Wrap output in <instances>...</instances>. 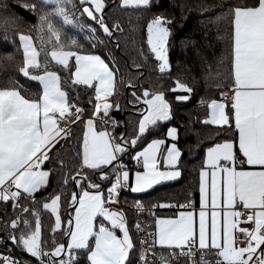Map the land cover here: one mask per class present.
I'll list each match as a JSON object with an SVG mask.
<instances>
[{
    "label": "snow or ice",
    "instance_id": "obj_1",
    "mask_svg": "<svg viewBox=\"0 0 264 264\" xmlns=\"http://www.w3.org/2000/svg\"><path fill=\"white\" fill-rule=\"evenodd\" d=\"M20 6L38 17L28 33L21 29L18 15L7 5L0 6V32L5 40L9 33L18 39L13 53L0 55V64L12 69L7 84L0 85V201H11L12 208L21 211L12 219L6 218L7 209L0 213V231L5 233L0 244L5 239L11 241L37 264H78L81 254L88 264H154L146 253L151 250L155 255L156 247L171 249V255L181 257L198 250L202 264H209L205 254L215 256L211 264H264V0H228L215 17V24H229L230 51L227 73L221 59L219 70L210 78L227 82L215 85L220 99L206 104L210 115L199 122L227 128L233 135L224 133L225 138L206 148L199 170V211L193 202L157 203L150 208L190 210L173 216L152 211L151 222L142 225L137 221L131 227L124 210L111 206L120 203L122 190L143 193L181 177L183 152L177 143L178 128L169 126L166 139L147 137L174 118L168 92L181 93L174 102L186 103L194 90L179 78L167 92L162 85L158 89L144 87L130 79L129 104L139 119L125 122V131L117 132L122 122L110 112L119 111L121 104L107 101L118 93L123 78H118L111 60L96 51L86 54L76 38L66 34L62 38V32L73 25L88 33L86 39L94 49L97 44L106 46L100 33L119 47L113 38L123 34L122 25L109 13L117 8L142 12L153 6V0H78V4L75 0H33ZM85 19L91 23H84ZM172 23L164 15H156L146 24V43L160 75L170 74L172 67ZM138 42L139 32L133 46ZM15 53L21 54L19 60ZM140 54L143 56L142 51ZM53 63L63 69L74 68L71 84L91 90L90 111L81 106L79 94L71 96L60 73L50 70ZM135 67L141 72L138 64ZM16 74L38 82L40 90L26 97L22 93L30 90L19 84ZM224 89L231 90L230 98ZM101 100L105 102L101 104ZM69 120L70 126L65 127ZM69 142L66 155L70 162L58 154L53 157L57 147ZM124 157L134 161V170L124 163ZM49 163L54 167L48 168ZM57 168L63 173L60 186L36 200L37 193L51 186L50 176ZM69 187L71 191L62 190ZM24 199L30 204L20 203ZM37 205L54 215L50 242L44 239ZM62 208L67 210L63 216ZM134 208L144 215L142 201H134ZM242 223L253 226L242 227ZM133 229L145 239L135 240ZM56 235L68 239L60 242ZM161 259L168 264L166 258ZM0 264L26 262L0 252Z\"/></svg>",
    "mask_w": 264,
    "mask_h": 264
},
{
    "label": "trees",
    "instance_id": "obj_2",
    "mask_svg": "<svg viewBox=\"0 0 264 264\" xmlns=\"http://www.w3.org/2000/svg\"><path fill=\"white\" fill-rule=\"evenodd\" d=\"M30 2H33V0H0V6L7 5L19 16L21 21L20 27L25 33H28L29 28L38 22L36 13L20 6ZM75 2L78 4V0H75ZM227 2L228 0H153V6L142 12L134 9L117 8L115 12H110L109 16L113 21H119L122 25L123 34L113 38L119 42V47H117L113 40H110L107 36L100 33L101 38L106 42V46L97 44L94 49L91 43L86 39L88 36L87 32L81 33L73 25H67L63 29L62 38L63 34H66L68 37H74L79 44L83 45L85 53L96 51L101 54L106 61L111 60L112 64L110 66H114L118 69V78H123V84L125 86L123 93L120 94V87L118 93H114L115 103H120L121 109L119 111L113 109L111 113V117L122 122L121 126L116 129L117 132L125 131V122H134L139 119L131 104H129L131 96L129 94L130 90L128 83L130 79H132L133 83L138 81L144 87L151 86L158 89L159 85H162L163 89L167 92L168 89L174 86L173 80L179 78L183 82L188 83L194 90L190 102L186 103L174 102L175 96L181 93L168 92L167 98L173 101L174 118L170 122L162 123L157 130L153 131V133L147 137V140L165 138L169 126L178 128L179 139L177 143L183 152L181 158L182 175L174 181L155 186L154 189L147 190L143 193H132L130 190H123L121 197L124 204L127 205L125 211L130 227L134 225L135 221L132 210L134 201H142L145 206H151L157 203L187 204L192 200L198 203L199 170L205 158L206 148L211 146L214 140L225 138L224 133H227L228 136L233 135V131H229L227 128L220 129L212 125L204 126L199 122L209 115V108L206 104L212 99H220V90H217L215 85L217 83L227 82L226 80L210 78L211 75L219 70L218 62L221 59L224 60L223 71L225 73L228 71L227 61L230 51L229 24L227 21L221 22L218 25L214 23L215 17L220 14L223 10L222 6ZM48 7L51 8L54 7V5L49 4ZM156 15H164L173 21L170 26L172 29L169 51L172 65L170 74L160 75L157 72V62L150 54V50L146 43V24ZM83 22L86 24L91 23V21L87 19ZM137 32H139V42L137 46L134 47V37H136ZM32 34L35 38V33ZM17 46L18 39L15 36L9 33L8 39L5 40L4 33L0 32V55L13 53ZM137 48L142 51L143 56ZM72 50L75 51L76 49L73 48ZM15 55L17 60H19L21 54L15 53ZM144 57H147L146 61ZM73 62L74 60H71L70 63ZM137 64L140 66L142 75L141 72L136 71L135 66ZM50 70L60 73L62 82H67L64 86L70 92L71 96L75 97L79 94L81 106L90 111L91 105L88 103V100L91 95V90L81 85L73 86L71 84V73L74 68L63 69L53 63ZM11 73L12 69L9 66L0 64V85L7 84L8 75ZM15 79L19 81L20 85L30 90L28 93H22L26 97L40 90L41 86L38 82L26 80L19 74L15 75ZM138 90L139 89H137V91ZM224 90L226 91L228 89ZM119 95L120 98H118ZM201 101L205 103L202 104ZM131 127V125H128L129 130H131ZM74 131L79 132V128H75ZM70 148L71 142L64 143L63 146L57 147L56 152L53 153V157H56L58 154L60 157H65L66 163L70 162L66 155ZM124 163L129 166V169H135L134 161L129 157H124ZM47 167L53 168L54 166L49 163ZM62 174V170L57 168L50 176L51 186L47 188V191H40L37 193L36 200H40L42 197L47 196L57 189L60 186L59 181ZM62 190L71 191V187ZM20 203L28 205L30 201L24 199ZM37 207L41 209L44 239L50 242L52 239L51 227L54 226V215L48 210H43L40 205H37ZM5 209H7V219H12L21 215L20 209L14 210L12 208L11 201H0V213H3ZM175 210L174 208H159L156 215L161 212ZM65 211L67 210L62 208V216ZM21 227H23V225H21ZM65 227L67 226L65 225ZM4 235L5 233L0 231V236ZM133 235L134 239L137 240L134 230ZM55 238L60 242L68 239L63 235H56ZM11 244V241L5 239V242L0 244V249H10L11 255L15 257L17 254L15 251L12 252L13 249L10 246ZM22 254L29 257L24 251H22ZM23 261H25L26 264H32L27 260ZM78 264H88L83 254L80 255ZM182 264H188V262L185 261Z\"/></svg>",
    "mask_w": 264,
    "mask_h": 264
},
{
    "label": "built area",
    "instance_id": "obj_3",
    "mask_svg": "<svg viewBox=\"0 0 264 264\" xmlns=\"http://www.w3.org/2000/svg\"><path fill=\"white\" fill-rule=\"evenodd\" d=\"M228 97L230 98L231 95H232V92L231 90L228 91ZM74 111V109H73ZM71 124V121L69 120V123L68 124H65L64 126L65 127H69ZM123 190L120 192V203L119 204H113L111 207H116V208H121L123 210H126L127 209V205L124 204L123 200H122V197H121V194H122ZM173 205H187V204H173ZM174 209H179L178 207H173ZM132 210H133V213H134V218H135V221H134V224L139 221L142 225L145 224V222H151V212L152 211H155V214L158 212L159 208L158 209H151L150 206H145L144 208V215H140L138 214V211L135 210L134 206L132 207ZM237 210L243 212L244 209L242 207H238ZM246 219V217L242 216L241 217V220L244 221ZM242 227H249L251 228L253 225L251 223H242L241 224ZM134 230V229H133ZM135 232V230H134ZM136 233V238H137V241L139 240H143L145 239V236L140 234V233ZM4 251L8 252L11 254V251L9 252L8 249H5ZM173 250L171 249H164L162 250L161 248L159 247H156L155 248V255H152V251L150 250L148 253H146L147 255V258L150 260V261H153L154 264H165V261L161 259V257L163 256L164 258H166L168 264H175V262L178 260L179 261V264H182L183 262L187 261L188 264H202V260H201V253L197 250L195 252L194 255H191V256H179V255H171L170 253L172 252ZM16 258H19V255H15ZM25 258V257H24ZM204 259H206L209 264H211V262L215 259V256L214 255H208V254H205L204 256Z\"/></svg>",
    "mask_w": 264,
    "mask_h": 264
},
{
    "label": "crops",
    "instance_id": "obj_4",
    "mask_svg": "<svg viewBox=\"0 0 264 264\" xmlns=\"http://www.w3.org/2000/svg\"><path fill=\"white\" fill-rule=\"evenodd\" d=\"M87 54V53H86ZM73 60H74V58H73ZM70 62H71V60H70ZM73 72H74V70H73ZM105 101L104 100H101L100 101V103L101 104H103ZM107 102H109V103H111V104H116L115 103V100H114V97H109L108 98V101ZM112 111L113 110H111V112H110V116H111V113H112ZM101 115H103L102 113H101ZM209 115H210V109H209ZM98 130H99V127H98ZM165 139H166V137H165ZM172 141H168V143H171ZM179 147V146H178ZM164 152V146H161V153H163ZM178 179V178H177ZM174 181V180H173ZM171 182V181H170ZM166 183V182H165ZM190 202H193L194 203V205H195V209H196V211L198 212L199 211V208H200V193H199V200H198V203H195V201L194 200H192V201H190ZM188 204V203H187ZM114 209L116 208V207H113ZM121 209V208H120ZM181 210H185V211H187V210H190V209H188V208H184V209H181V208H179V209H176L175 211H166V212H161V213H159V214H157L158 216H173V215H176V214H178L179 213V211H181ZM124 212L126 213V211L124 210ZM127 214V213H126ZM118 235H119V232H118ZM160 248V247H159ZM161 249H166V248H161ZM0 252H5V253H7V254H10V253H8V252H6V251H4V250H2V249H0ZM11 255V254H10ZM13 257H14V255H12ZM16 257V256H15ZM33 263H35V264H37V261H36V259H34V261H33Z\"/></svg>",
    "mask_w": 264,
    "mask_h": 264
},
{
    "label": "rangeland",
    "instance_id": "obj_5",
    "mask_svg": "<svg viewBox=\"0 0 264 264\" xmlns=\"http://www.w3.org/2000/svg\"><path fill=\"white\" fill-rule=\"evenodd\" d=\"M124 88H125V86H124V84H122V85L120 86V94L123 93ZM226 91H227V94H228V91H230V90L228 89V90H226ZM118 98H120V95H119ZM10 246H11L12 249H13L12 252L15 251L16 254L19 255V257L21 258V260H27V261L31 262L32 264H35V263H33L34 258H32L29 254L27 255V256H29V257H26V256H24V255L22 254V250H20V249L17 248V247H14L13 244H11ZM8 248H9V247H8ZM8 250H10V249H8ZM24 257H25V258H24Z\"/></svg>",
    "mask_w": 264,
    "mask_h": 264
}]
</instances>
